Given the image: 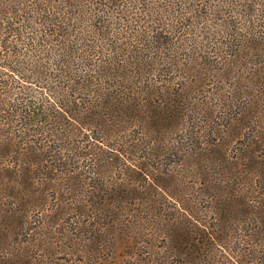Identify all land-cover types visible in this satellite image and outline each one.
Here are the masks:
<instances>
[{"label": "trees", "instance_id": "16d2710c", "mask_svg": "<svg viewBox=\"0 0 264 264\" xmlns=\"http://www.w3.org/2000/svg\"><path fill=\"white\" fill-rule=\"evenodd\" d=\"M257 1L248 14L223 18L226 35L213 60L210 43L173 44L166 26L133 41L121 23L132 16L127 10L120 22L99 10L92 31L73 25V61L65 52L51 57L54 72L34 81L40 93L21 92L25 105L3 98L16 85L0 71V264H116L118 243L124 264H207L218 215L236 210L241 223L247 213L244 180L249 192H261L250 201L264 193V129L253 120L264 116ZM36 2L0 0V62L14 73L6 37L14 28L2 24L10 8L27 15ZM208 13L176 18L186 27L187 18L204 23ZM243 68L261 85L241 92L232 71ZM214 71L226 75L215 87L231 81L219 88L218 108L206 88ZM242 167L252 169L251 181ZM253 228L264 233L263 219Z\"/></svg>", "mask_w": 264, "mask_h": 264}, {"label": "rangeland", "instance_id": "374dc122", "mask_svg": "<svg viewBox=\"0 0 264 264\" xmlns=\"http://www.w3.org/2000/svg\"><path fill=\"white\" fill-rule=\"evenodd\" d=\"M252 1L42 0L41 2L40 0H37V5L34 4L33 6L25 8L26 10H30L27 11V15L22 12V8L14 11L12 7L10 8V14H8L10 20L7 21L8 23L2 25L14 28V30L8 29L6 31V37L9 36L8 38L13 40L7 49L15 55V57H11L12 62H10L12 63V66L15 67V70L17 69L18 71L14 73L10 68L2 66V63L0 62V71H5L7 74L11 75L9 81L15 82L13 85H16L15 88H8L9 93L6 88L3 89L2 94L6 93V95H3V98L10 101L11 99H8V96H12L15 100H11L10 102L16 103V106H21L20 103L25 105V102H22L23 94L21 92L27 89L30 92L33 91L35 94L40 93L42 89L36 86L34 81L37 78L40 79L39 77L43 74L54 72L51 68V61H53L51 60V57H56L58 54L65 52L69 61H73L70 54L75 52L77 48L75 50H68L70 47L75 46V42L72 40L74 37H70L72 27L73 25H77L76 30L89 28L92 31L93 25L90 23V20L94 19V12L96 11L106 10L113 13V18L117 22H120L118 15L123 13L122 10H127L129 14L136 16V21L132 19V16H129V21L121 20L122 26L133 38V41L141 38V36L142 38H145L146 35L151 36L153 33L157 32V28L162 29L166 26L170 27L169 29L173 32L167 35L172 40L173 44H176L175 42L178 38L181 40L183 37L188 40L187 42L189 44H192L195 41L200 44L210 43L208 44V51L213 60L216 58L215 48H218V39L221 41L224 40L225 37L222 35L223 31L226 35L223 18L230 16V14L233 17H242L243 13L248 14L247 10H254L255 8ZM257 2L263 3L262 5H257L259 7L257 12L260 15H264V0H258ZM205 9L209 10V18L204 23L196 21L197 18H195L196 23L193 24L191 23L192 18L189 17L186 19V22H190V25H187L186 27H182L183 25L179 26L178 22L180 23L181 21H178L176 18L179 14L184 13L186 16H190L192 12L199 13L201 10ZM67 13H70L71 16L66 19V21H63V23L55 19L52 20V18L61 19L64 14ZM81 16L85 22L80 21L79 17ZM44 18H48L49 21L45 22ZM103 18L106 22L108 21L107 17L104 16L102 19ZM50 21L51 24H49ZM68 22H71V25ZM126 25H128V27H126ZM54 27L56 29L53 30ZM145 30L146 32H144ZM137 33L139 34L137 35ZM0 43H5L3 37H0ZM108 48H110L109 44L105 46V50ZM0 49L3 50L4 47H0ZM181 51L185 55L186 49L184 47L181 48ZM2 60H4L3 57ZM4 62H8V60H5ZM192 69L193 68H189L188 71L191 72ZM232 74L235 75L236 83L243 86L241 92L249 90L247 86L257 80V85H261L262 83L261 79H256L253 71L248 70V68L233 70ZM219 77L223 82L226 75H223L222 72L219 74V71L212 72L208 79L209 85L206 87L209 96L213 99V105L218 104L216 105V108L224 102L223 100L219 101V88L223 86L226 90L231 84V81L228 80L226 84H219L215 87V83ZM213 91L214 93H212ZM227 97L231 100L232 95L227 93ZM238 99L239 98L235 101V105L240 104L238 107H243L244 105H241L242 102H239ZM254 114L255 111L253 112V115ZM243 119L245 122H247L246 120H250L249 111L247 116ZM253 120L255 124L264 129V116H254ZM242 169L244 172L248 171L245 173V176L251 181L249 172L252 171V169H249L248 167H242ZM262 171L264 170L260 171V177L258 180L261 179ZM253 181L255 185V178ZM262 182L264 184L263 179ZM259 185L261 186V183H259ZM242 190L244 199L246 200L244 204L247 213L243 214V220L241 223H238V221L242 214L238 213L236 210L227 211L225 208L221 213V219L218 215V223L220 224L218 226L219 234L216 231V227L213 225L212 227L218 236L216 237L215 244H211V249L207 254V264H240L238 261H241L243 264H264V257L263 259L261 258V255L264 253V233H256L253 228L257 225V221L261 219H263L264 224V202L261 203V201H264V193H262L260 202H256V204L250 200L253 195H261L259 188H255L253 191L249 192V185L246 180H244ZM262 192H264V189ZM184 198L186 199V197ZM167 208L168 212L171 213V218L176 217L173 215L176 214L173 207ZM252 212H257L260 215L257 216ZM122 245V243L117 244L118 247L116 248V251L119 253L115 258L116 264H124V262H122V256L120 255V253H122Z\"/></svg>", "mask_w": 264, "mask_h": 264}]
</instances>
